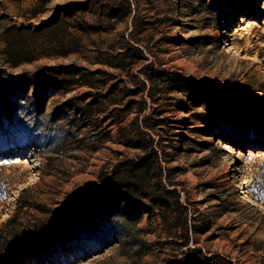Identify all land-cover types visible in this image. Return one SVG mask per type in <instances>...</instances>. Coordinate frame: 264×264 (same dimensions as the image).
<instances>
[{
	"label": "rangeland",
	"instance_id": "1",
	"mask_svg": "<svg viewBox=\"0 0 264 264\" xmlns=\"http://www.w3.org/2000/svg\"><path fill=\"white\" fill-rule=\"evenodd\" d=\"M82 2L0 0V227L18 213L11 226L21 237L10 246L23 254L3 257L11 264H264V0H132V16L113 30L139 35L150 60L191 77L204 101H221L196 104L181 92L159 99L170 118L161 126L165 186L179 191L188 229L173 227L171 211L163 216L146 204L122 232L112 224L133 210L126 201L102 209L85 231L69 215L89 184L99 207L110 201L101 176L137 152L125 137L137 126L140 95L130 91L138 66L106 67L107 85L118 82L121 92L105 97L101 87L91 112L79 107L95 89L82 83L100 76L89 73L101 66L91 62L94 43L107 38L86 33L84 48L70 52L80 31L75 18L54 16L78 9L92 23ZM58 107L66 116L54 117Z\"/></svg>",
	"mask_w": 264,
	"mask_h": 264
},
{
	"label": "trees",
	"instance_id": "2",
	"mask_svg": "<svg viewBox=\"0 0 264 264\" xmlns=\"http://www.w3.org/2000/svg\"><path fill=\"white\" fill-rule=\"evenodd\" d=\"M81 1L83 2L80 10L89 15L92 23L82 21L80 15L77 14L78 9H70L66 16H62L59 12L54 16V19L58 17L62 20L67 19L69 16L75 18L74 27L80 31L74 38L75 46L71 48L70 52H80L84 48L83 36L86 33L88 35L94 33L102 39L106 35L107 38L101 43H94V59L91 62L100 64L102 67L90 70L89 73L92 75L99 74L100 76L95 81L88 79L89 81L82 83L95 89L86 92V95L92 96V100L85 105H79V107L85 113L91 112L93 105L98 101V96H101V87H108L106 93L102 95L105 97L113 95L117 90L119 93L121 92L118 89V82L107 85L108 78L104 77L108 73L106 67L129 72L134 66H138V72L132 74L133 78L131 80L135 84V88L130 91V93L140 95L137 101V117L135 118L137 126L132 137H125L126 145L136 149L137 152L134 156L119 160L118 163L113 165L110 173L101 176V184L110 187V193L104 200L109 199L110 201H105L99 207V204L95 200L92 201L88 194L89 188L93 185L89 184L71 205L69 215L73 214L75 217H79L75 226L85 231L91 228L97 217H104L102 209L112 207V209H115L114 206L118 205V202L126 201L131 204L133 210H126L120 216V220L112 224L114 229L120 230L119 232L127 229L130 225H135L140 220L141 213L139 210L146 204L161 211L163 216L166 212L171 211V214H173V227L175 229H188L186 221L182 219L185 206L180 202L181 195L179 191L165 186V172L169 170V167L162 164V156L165 153L166 146L163 144L162 132L164 128L161 126L170 118L162 116L167 109L163 107L162 103H159V99L171 92H181L187 97L188 101L196 104L205 102L210 106L212 104L218 105L221 101L220 99L214 102L212 99L204 101L202 99L203 91L191 77H186L178 71H170L165 68L163 61L158 56H154V59L150 60L149 55L146 54L144 41L138 37L139 35H135L134 32L130 33V37L122 33L113 35V30L118 25L126 23L128 18L132 16V0ZM132 19L134 28L140 29L143 27L139 16L133 15ZM38 29L41 28L38 27ZM142 32L139 30L138 33L141 34ZM50 82H55L65 87V89L69 88L63 77H54ZM154 103L159 104L158 107H153ZM148 108H151L152 113H145ZM66 114L67 111L63 107H58L54 111V117L66 116ZM226 126L227 128L233 127L230 123ZM156 132L159 134V139L154 136ZM15 141L13 140L12 143ZM253 195L256 199H260L258 193L253 192ZM17 217L18 213L14 211L9 219L5 221L4 226L0 227V264H11L9 258L3 257L4 255L12 256V258L16 256L19 259L23 256L21 253L14 254L10 246V239L21 237V231L13 228V225L11 226L16 222ZM84 240L86 241L87 238H84Z\"/></svg>",
	"mask_w": 264,
	"mask_h": 264
},
{
	"label": "bare ground",
	"instance_id": "3",
	"mask_svg": "<svg viewBox=\"0 0 264 264\" xmlns=\"http://www.w3.org/2000/svg\"><path fill=\"white\" fill-rule=\"evenodd\" d=\"M261 126H264V124H262ZM249 201H250L251 203H253V202H255V199H254V198H251Z\"/></svg>",
	"mask_w": 264,
	"mask_h": 264
}]
</instances>
